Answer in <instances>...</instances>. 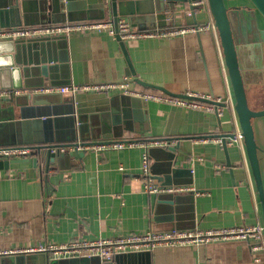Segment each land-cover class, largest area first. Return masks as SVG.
Segmentation results:
<instances>
[{
  "label": "crops",
  "instance_id": "crops-1",
  "mask_svg": "<svg viewBox=\"0 0 264 264\" xmlns=\"http://www.w3.org/2000/svg\"><path fill=\"white\" fill-rule=\"evenodd\" d=\"M224 2L248 105L254 110L264 109V20L249 0ZM65 4L61 10L65 21L105 19L113 22L108 0H67ZM119 6L126 13L118 17L126 18L138 30L169 31L205 24L208 27L123 41L104 29L71 31L63 34L62 55L65 53L67 59L63 73L67 74L69 84L127 80L130 89L163 92L142 86L134 80L137 77L174 93L196 92L213 99L219 97L222 102L217 105L220 113L215 109L185 107L142 96H139L141 101L146 102L131 105L125 96L129 94L118 89L85 92L84 101L101 102L109 112L108 116H112V108L117 110L113 114L115 125L108 119L109 127L106 124L102 128L95 127L94 132H110L113 135L107 138L111 140L128 137L142 142L167 139L149 142L154 146L149 153L152 175L162 183L164 174L161 170L171 160L170 168H179L174 174L179 181L168 184L192 189L173 192L172 197L144 191L140 170L143 147L140 145L86 149L81 156L56 157L47 171L44 154L20 156L28 159L9 162L7 168L0 169V250L75 238L140 233L148 229L197 230L264 225V115L251 119L261 195L244 140L233 139L226 142L224 148L212 138L225 136L228 139V134L241 128L218 32L215 24L210 25L214 20L208 6L196 7L194 12L188 0H120ZM1 9L0 20L9 25L0 27L54 23L35 22L38 20L36 0L7 1V4L3 1ZM17 20L19 24L11 25ZM24 20L30 23H23ZM37 88L40 87L21 88L24 91L20 94L41 92L35 91ZM46 93H58L59 98L60 95L70 96ZM210 93H213L212 97ZM29 130L35 132L31 127ZM87 136L91 138L89 134ZM166 145L177 146L171 159L163 150ZM35 157L36 164L33 165L32 158ZM170 175L173 178L172 172ZM45 259H54L52 264H95L80 258L46 255ZM102 263L264 264V247L252 250L247 239L228 238L158 245L150 250L120 253ZM0 264L7 263L1 262L0 258Z\"/></svg>",
  "mask_w": 264,
  "mask_h": 264
},
{
  "label": "water",
  "instance_id": "water-1",
  "mask_svg": "<svg viewBox=\"0 0 264 264\" xmlns=\"http://www.w3.org/2000/svg\"><path fill=\"white\" fill-rule=\"evenodd\" d=\"M4 4L7 1L3 0ZM0 1V16L3 11ZM190 3V9L194 12L196 8ZM254 10L264 20V0H249ZM109 8L112 13V20L116 26L118 15L125 14L120 8V0H108ZM10 3V2H9ZM63 0H36V15L38 20L36 23L45 22H63L62 8L67 4ZM208 9L216 26L225 66L229 76L232 93L234 97V108L236 110L239 126L244 140L247 157L252 169L256 185L261 195L262 185L260 177L259 161L257 157V146L254 140L251 119L255 116L264 115V109L254 110L249 107L244 78L242 75L241 65L235 45V39L229 18L228 8L224 0H207ZM6 12V11H5ZM34 15V14H33ZM35 15V16H36ZM69 18V17H67ZM0 26L9 25L0 20ZM13 23L11 25L19 24ZM194 21H196L194 19ZM9 23V22H8ZM23 23H30L24 20ZM65 35H46L27 38H14L0 40V88H36L41 86L61 84H69L67 74L63 73V65L66 64V55H62L63 37ZM115 37L123 41L116 34ZM136 82L145 87L155 88L173 96H187L186 94L174 93L164 86L147 82L145 80L134 78ZM58 93L46 92H30L26 94L5 97L0 100V149L8 146H28L31 147V154L45 156V170L50 168V162L56 157L61 156H81L85 150L60 151V147H75L76 145H84L95 142L97 138H107L113 134L110 132L98 133L94 132L95 127L102 128L106 124L109 127L108 119L111 125L116 124L114 112L112 108V116L109 115L107 109L101 106V102L84 101L85 92H77L70 96H62ZM128 97L131 105H137L141 101L139 96L125 95ZM213 96V93H210ZM194 98L221 105L222 102L201 95ZM63 108V110H61ZM59 110V111H56ZM61 110V111H60ZM118 123V122H117ZM30 127L35 132H30ZM91 138H88L87 135ZM229 138H233V133L228 134ZM211 137V136H210ZM222 138V145L226 148L225 136H216ZM88 138V139H87ZM214 138V136H212ZM161 139L160 141H166ZM168 142V141H167ZM154 146H150L148 151H152ZM177 146L166 145L165 153L169 158L174 156ZM0 155V169L7 168L9 162L27 160L25 157H11ZM36 157L32 158L33 165L36 164ZM171 160L168 161L166 167L161 172L164 174L162 183L168 184L177 182L174 174L179 171L178 167L170 168ZM153 170V168H152ZM173 173V178L170 173ZM160 179V178H159ZM188 181H186L187 183ZM160 194V193H159ZM173 196V192H161V196ZM1 262L7 264H52L54 259L46 260L45 253H18L1 255ZM40 258V259H39ZM81 260H91L95 264H103L98 256L92 257H72ZM70 259V258H69Z\"/></svg>",
  "mask_w": 264,
  "mask_h": 264
},
{
  "label": "built area",
  "instance_id": "built-area-1",
  "mask_svg": "<svg viewBox=\"0 0 264 264\" xmlns=\"http://www.w3.org/2000/svg\"><path fill=\"white\" fill-rule=\"evenodd\" d=\"M191 4L195 7L208 6L207 0H191ZM214 25L213 22L210 24ZM208 27V24L198 26L177 27L169 31L157 30H138L133 28L129 21L124 17H118L116 26L111 20H85V21H64L56 23L22 25L15 27H0V40L14 39V38H27L46 35H60L67 34L71 31H89V30H106L112 35H118L121 40L137 38V37H152L157 35L178 34L185 31H198ZM127 80L119 82H101L85 85H60L53 86L47 85L35 89L41 92H59L61 94H74L77 92L86 91H112L121 90L129 95L142 96L146 99H154L169 102L176 105L185 107L198 108L204 110H216L220 113L217 105L208 103L194 98L199 94L196 92H187V96H172L163 92H141L130 89ZM24 90L21 88H0V100L22 93ZM210 98L208 95H202ZM220 101V98H214ZM208 138V137H206ZM216 141L222 143L221 137H214ZM233 139L243 140L241 130H237L233 138H228L226 141L231 142ZM132 137L124 138L122 140L111 139H97L95 142H90L84 145H76L75 147H60V151L67 149L86 150V149H103L108 147H125L140 145L143 147L141 159V181L144 191L148 193H161V192H184L192 188L185 185H170L158 182L152 175L150 169V156L148 148L149 144L153 142H162L159 139H152L150 141ZM31 147L28 146H8L0 149V155L10 157H20L30 154ZM264 225L257 223L254 225H235L229 227H217L209 229H172V230H153L148 229L140 233H128L121 235H113L109 237H97L93 239L75 238L65 242H47L37 246L27 248L15 249H1L0 255L13 254V253H33L42 252L52 258H72V257H92L98 256L101 261H110L120 253L136 252L141 250H150L158 245H178L185 243H200L209 240H219L228 238H244L250 243L252 250L262 249Z\"/></svg>",
  "mask_w": 264,
  "mask_h": 264
},
{
  "label": "rangeland",
  "instance_id": "rangeland-1",
  "mask_svg": "<svg viewBox=\"0 0 264 264\" xmlns=\"http://www.w3.org/2000/svg\"><path fill=\"white\" fill-rule=\"evenodd\" d=\"M251 4V3H250ZM252 6V5H251ZM253 7V6H252ZM253 9H254V7H253ZM260 16V15H259Z\"/></svg>",
  "mask_w": 264,
  "mask_h": 264
}]
</instances>
